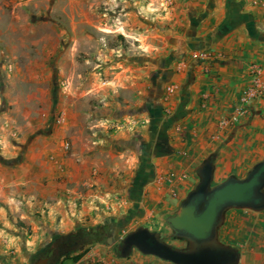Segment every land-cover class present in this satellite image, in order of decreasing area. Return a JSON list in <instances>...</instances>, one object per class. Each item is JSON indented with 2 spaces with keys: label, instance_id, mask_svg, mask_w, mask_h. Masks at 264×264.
Instances as JSON below:
<instances>
[{
  "label": "crops",
  "instance_id": "crops-1",
  "mask_svg": "<svg viewBox=\"0 0 264 264\" xmlns=\"http://www.w3.org/2000/svg\"><path fill=\"white\" fill-rule=\"evenodd\" d=\"M1 9L12 60L24 55L21 26L31 31L28 65L37 71H62L65 55L83 51L87 74L99 72L104 132H0V264H33L55 236L112 214H143L165 230L159 218L176 211L206 157H214V183L244 177L264 157V98L232 119L253 66L264 73V0H0ZM31 10L52 16L30 22ZM220 240L239 250V264H264V210H229ZM91 255L62 264H121L90 263Z\"/></svg>",
  "mask_w": 264,
  "mask_h": 264
},
{
  "label": "rangeland",
  "instance_id": "rangeland-1",
  "mask_svg": "<svg viewBox=\"0 0 264 264\" xmlns=\"http://www.w3.org/2000/svg\"><path fill=\"white\" fill-rule=\"evenodd\" d=\"M50 11L39 14L37 10H31L30 14L28 13V19L30 22H38L44 16H52ZM2 12L1 9L0 132H104L103 127L98 125L99 118L96 113L97 108L103 104L96 93L99 90V87L96 86L98 80L94 78L99 72L95 71L94 75L91 74V76L87 74L86 66H89V63L86 61L87 58L83 51L76 53V56L72 54L65 55L66 64L62 71L53 67L47 72L37 71L38 66L28 65L30 59L27 55L29 53L33 54L35 51V47L31 49L29 47L32 42H29L27 36L31 31L28 26H21L20 32L19 30L18 32L23 35L24 40L16 43L22 46L18 52L20 55L23 52L24 55L12 60L8 55L10 53L8 47L15 42L9 40V24L5 21L7 17ZM58 12L55 11V15H58L67 24L68 9L63 10V8H60ZM84 13V8L76 10L77 16H83ZM66 24L62 25L63 33H66L65 39H67L70 28ZM101 27L112 28L105 25ZM35 31L41 33L43 28L36 26ZM99 31L103 32L102 30ZM99 38L101 41V37ZM123 38L116 37L110 41L127 45ZM65 39H62L61 42V46L64 45L65 49H69L74 45L72 42L65 41ZM78 44L83 50L87 42L82 38ZM91 69L93 71L89 70L88 73L94 72L95 67L92 65ZM103 79H105L104 74L99 77L100 81ZM114 131V129L110 130V132ZM167 215L169 214L159 218L158 227L166 226L165 217ZM136 217L132 215L130 218L123 220L112 214L104 219L101 226H90V230L98 229L96 236L99 240L88 251L92 253L90 263L93 262V259L108 260L110 258L116 259L121 264H154V261L159 262L156 257L144 255L137 250L128 257H122L115 251L116 245L130 231L141 225L151 229L157 226L153 223L154 218L152 217H145L143 214ZM134 218V222L129 227L127 224ZM39 257L45 256L41 255Z\"/></svg>",
  "mask_w": 264,
  "mask_h": 264
},
{
  "label": "water",
  "instance_id": "water-1",
  "mask_svg": "<svg viewBox=\"0 0 264 264\" xmlns=\"http://www.w3.org/2000/svg\"><path fill=\"white\" fill-rule=\"evenodd\" d=\"M160 144L164 153L171 152L166 137ZM214 172V157L209 155L197 170L198 182L165 217L164 236L162 230L141 225L120 242L122 257L137 250L173 264H239V250L220 240V230L231 209L264 210V157L244 177L232 174L214 183ZM48 260L39 257L33 264Z\"/></svg>",
  "mask_w": 264,
  "mask_h": 264
},
{
  "label": "trees",
  "instance_id": "trees-1",
  "mask_svg": "<svg viewBox=\"0 0 264 264\" xmlns=\"http://www.w3.org/2000/svg\"><path fill=\"white\" fill-rule=\"evenodd\" d=\"M96 229H79L67 235L55 236L53 241L37 257L48 256L47 264H62L66 259L78 260L98 242Z\"/></svg>",
  "mask_w": 264,
  "mask_h": 264
},
{
  "label": "built area",
  "instance_id": "built-area-1",
  "mask_svg": "<svg viewBox=\"0 0 264 264\" xmlns=\"http://www.w3.org/2000/svg\"><path fill=\"white\" fill-rule=\"evenodd\" d=\"M263 69L259 65H254L252 71L256 76L252 79L249 86H247L241 95L242 107L236 109L232 116L233 121H237L240 115L246 110V108L252 105L257 99L264 98V73ZM263 73V74H262ZM99 264H116L100 262Z\"/></svg>",
  "mask_w": 264,
  "mask_h": 264
},
{
  "label": "flooded vegetation",
  "instance_id": "flooded-vegetation-1",
  "mask_svg": "<svg viewBox=\"0 0 264 264\" xmlns=\"http://www.w3.org/2000/svg\"><path fill=\"white\" fill-rule=\"evenodd\" d=\"M162 228H165V230H162L161 234H160V237H163L164 234L168 231L167 227H163L161 226ZM160 229V228H159ZM178 244V243H177ZM115 251L119 254V255H122V249H121V243H118L115 247Z\"/></svg>",
  "mask_w": 264,
  "mask_h": 264
}]
</instances>
